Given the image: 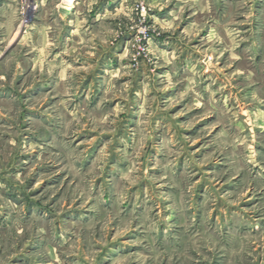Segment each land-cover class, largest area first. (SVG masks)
Wrapping results in <instances>:
<instances>
[{"label": "rangeland", "instance_id": "obj_1", "mask_svg": "<svg viewBox=\"0 0 264 264\" xmlns=\"http://www.w3.org/2000/svg\"><path fill=\"white\" fill-rule=\"evenodd\" d=\"M0 264H264V0H0Z\"/></svg>", "mask_w": 264, "mask_h": 264}]
</instances>
